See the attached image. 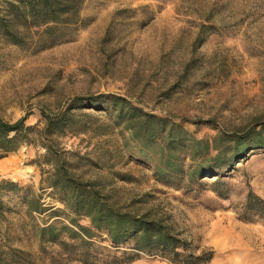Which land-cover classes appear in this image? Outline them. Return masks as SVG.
Instances as JSON below:
<instances>
[{
  "label": "rangeland",
  "instance_id": "rangeland-1",
  "mask_svg": "<svg viewBox=\"0 0 264 264\" xmlns=\"http://www.w3.org/2000/svg\"><path fill=\"white\" fill-rule=\"evenodd\" d=\"M99 94L125 97L211 144L220 134L264 121V0H85L81 21L51 47L36 51L0 35L1 117L27 116V124L42 128V111H66L78 97L84 105L72 112L75 128L44 140L49 148L34 135L0 159V180L22 187L4 195L10 210L0 216V244L25 250L31 264H86L39 236V228L51 223L77 229L72 218L91 225L50 187L51 153H58L76 178L94 182L115 206L160 219L197 255L213 250L205 264H264V204L245 207L250 192L264 200V148L191 188L183 177L160 181L155 150L137 141L111 110L87 104ZM178 153L185 169L195 165L188 150ZM218 178L224 196L212 185ZM38 196L47 211L30 214L26 199ZM97 234L93 241L113 251L107 235ZM62 237L71 241L67 233ZM126 264L176 263L141 253Z\"/></svg>",
  "mask_w": 264,
  "mask_h": 264
},
{
  "label": "trees",
  "instance_id": "trees-1",
  "mask_svg": "<svg viewBox=\"0 0 264 264\" xmlns=\"http://www.w3.org/2000/svg\"><path fill=\"white\" fill-rule=\"evenodd\" d=\"M85 0H0V35L9 43L30 46L37 50L51 47L65 38L66 31L81 21V9ZM76 98L66 111L53 115L42 111L45 125L42 128L27 124V116L8 121L0 116V159L17 151L22 145L33 141L37 135L41 143L49 148L46 139L57 131L77 126L74 109L83 108ZM87 104L98 106L99 110H111L119 124H124L132 136L146 149L155 150L154 175L160 181L183 177L190 183L199 182L215 170L232 168L246 158L247 152L264 148V121H257L250 128H239L231 135L220 134L211 144L208 139L195 137L182 124L167 117L144 111L127 98L116 94H99L86 98ZM79 117L92 119L91 113ZM260 120V119H257ZM214 149L217 153H211ZM188 150V156L195 165L185 169L178 152ZM55 166L49 175L50 187L58 189L62 201L77 216L87 217L91 225L86 226L75 218L77 229L62 223H51L39 228L43 242L59 244L71 257L86 264H126L141 257V253L160 254L176 264H205L213 259V250L195 254L186 239L175 234L160 219L146 214H136L115 206L95 186L94 182L76 178L58 153H51ZM151 153H145L149 156ZM221 180L212 183L219 196L225 193L217 187ZM202 184V183H200ZM22 187L15 181L0 180V216L10 210L4 195L18 193ZM26 199V198H24ZM264 200L250 192L245 207L259 209ZM28 212L44 213L40 196L26 199ZM103 232L113 248L105 253L102 246L93 241L97 233ZM67 233L70 240L62 237ZM130 245V250H122ZM107 249V248H106ZM115 250V251H114ZM31 255L23 249L0 244V264H31Z\"/></svg>",
  "mask_w": 264,
  "mask_h": 264
}]
</instances>
